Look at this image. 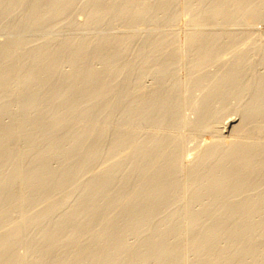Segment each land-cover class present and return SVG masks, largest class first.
Returning <instances> with one entry per match:
<instances>
[{
  "label": "rangeland",
  "instance_id": "1",
  "mask_svg": "<svg viewBox=\"0 0 264 264\" xmlns=\"http://www.w3.org/2000/svg\"><path fill=\"white\" fill-rule=\"evenodd\" d=\"M164 1H167V4L165 6L163 5L164 7H161L162 4L158 2L163 3ZM145 2H146V6H143L145 5ZM134 3H133V0L132 1L131 0H105V1L104 0H95V1L94 0H84V1L83 0H80V1L79 0H61V1L60 0H0V92H1L0 93V124H1L0 125V128H1L0 129V133H1L0 134V137H1L0 138V163L3 162L5 164V165L4 164L1 165L3 167L0 166V182L3 179L2 180L3 182H1L0 184H3V183L7 184L9 182L7 185L9 184L11 185L12 183L11 186L6 185V187L4 184L0 185L2 187V190L0 188V191H3L1 192V196L5 194L4 195L5 198L4 196H2V199H6V196H8L7 197V199L9 198L8 200L13 198V200H10L9 202H5V200H2V202L5 205L1 204L4 207V209L2 207L3 210L0 207L1 209L0 221L5 222V224L4 223L1 224L0 222V231L2 230L1 231L2 233L0 232V237H1L0 243L1 241H3L2 238L4 236L10 237L12 233V237H13L14 235L13 231L15 232L16 235H18V236L16 235L14 236L16 238L14 239L12 238L13 243L10 246V250H12L13 247L14 249L12 251L7 250L8 253L13 252L16 254V256L18 257L17 264H37L38 262L37 258H39V260L43 258L42 261H45L43 262V264H53V263H58L64 257L68 256L69 255L68 252H71V249H69L68 247L64 248V246L63 248L58 247L56 251L52 252L51 254H48V256H41L42 253L39 254L40 251L45 250V248L47 249V247L50 244H54L52 241L48 243V241L45 239L46 236H42L44 235L42 233H45V232L47 234L48 232L54 233L53 231L58 230L59 228L57 226L58 225L57 223H60L62 220L64 221L63 218H65L66 216L68 217L72 216L71 219H73V217L74 219L83 218L85 214L83 213L81 209L84 208L85 210L89 205H91L90 202H92L93 199L96 200L95 198H97L98 200L97 202H100L101 200V202L104 205L102 203L100 204L98 203V206L99 205L100 206L96 207L97 211L95 210V213H97L98 219H96L95 221L94 218L96 217V214H94L95 216L93 215L94 217H92L93 218L92 221H95L96 223L101 222L100 218L101 219L107 218V217H104L107 213L108 214L106 216H109L111 214L109 218L113 217L114 213L112 212H115V211H113L114 209L112 208L115 207V210H116L118 208L115 205H117L118 207L122 206V202H120V200L123 201L122 199H124V197H126L129 194V192L136 185V182L139 181L138 180L139 173L137 171L138 166L142 165L143 163H146L149 160L148 158L151 157L147 155L146 151L153 150L152 152H155V150L158 147L156 146L157 144L156 141L158 140L159 142L160 140H163V139L166 140L165 139L166 137L167 139L169 137H172V135H174L173 132H175V136H176V133H178L177 135L180 138L179 139L178 137H175V136L172 137L173 139L175 138V140H177V146L179 147L177 148L180 154L182 153L181 154L182 156L181 155L180 156L183 159L181 157L180 158H181L182 168L184 167V169L191 166V164L194 162L193 160L195 159V156L198 155L197 154L199 151L198 148L200 149L199 154H201L202 153L201 147H203V152H204L205 148L207 149V147H212L213 144L214 146L218 144L219 149L228 150V149L234 148L235 144L243 139L244 141L246 139L247 141L251 140L252 142L253 141L256 142L258 139H260L258 140V142H261V143L264 142V133H262L263 130L261 132L260 130H258L259 128L257 129V127H259L258 125L260 124L261 126V122L262 123L264 122L263 121L264 115H263V118H262V115L258 116L260 118H257V116L254 118V120L257 118L256 119L257 123L253 124L254 128L257 126L255 128L256 130H254V128L252 127L253 125H250L251 129L253 130H251L249 134L246 135L247 138H245L246 136H244V138L240 137L238 134L233 132L234 129H232L240 125L241 123L240 121H242L241 119H243V121L247 120L246 112H245V115L243 114V112L247 109H250L253 105H255L251 103H256L253 101L255 100V97H256L254 96L255 95L254 92L256 93L257 91H254L253 88L254 87L258 89L260 88L259 86L260 81L257 80V78L260 79L261 75L264 73V55H263L264 53V47H263L264 46V17L263 16L264 15L261 17L262 20L259 19L258 23L253 22L251 26V23H248L244 20L233 22L230 24H225L222 22L223 23L222 24L221 21L218 19L213 20L215 19V17H211V16L209 17L207 14L206 16L205 13L204 14L199 13L203 15H202V18L201 16L199 17L200 19L199 21L197 20V22L199 23L200 21H202L203 23L200 22L199 24H194L193 22H189V20L187 19V16H186L187 10L190 7H191L190 9L192 10L194 9L193 11H202L203 9L206 10V8L210 6L209 4L210 0H208V3H207V0H193V1L192 0H184V1L183 0H174V1L173 0H170V1L169 0H162V1L161 0H141L139 1L138 0L137 2H134ZM206 4L209 6H207ZM127 6H132L133 9H131V7H129L130 9H128ZM138 6L146 7V11L148 9L149 10L151 9V10L147 11L146 14L144 13H142L141 15L138 14L139 15L138 16L137 14H135L134 11H132V10H135L136 8H139ZM200 6H203V7H200ZM160 7L161 9H159ZM184 7L185 8L187 7L186 8L187 10ZM96 8L99 10L101 9V10L98 12ZM93 9H95L94 10L95 13L92 11ZM96 13H99L101 15L96 14ZM207 19H209V21ZM181 20L183 22H181ZM213 24L216 26H214ZM217 26H220L221 28L220 27L218 28ZM228 26L230 28H228ZM205 28H207L208 30ZM198 32L204 35L206 33L205 37L206 36L210 37L211 35V37H215L219 39L223 38L224 34H226L227 36L224 35V38L220 39L221 41L217 40L216 42L217 47L216 46L214 47L215 50L212 48V50L215 52L210 51V52H213L214 54L212 55L210 54V57H208L210 60L208 59L207 61L206 60L207 58H205L204 62L202 63V65L205 68L201 65L202 68L196 70L194 63H196L200 55L202 57L204 52H200V50L198 49L195 50V47L190 46L187 40L188 38L195 36V35L204 36L202 34H198ZM244 32L245 33L247 32V34H245ZM233 33L240 35V36H246V35L248 36L252 33L253 35L251 34L250 37H253L254 39L248 37L249 40L247 39V41L248 42L252 41L251 43L249 42L250 44L248 43L249 45V46L247 45L248 48L247 46H245V49L243 47L242 49H244L245 51L240 49L238 51L239 53L236 51L238 49H235L233 53L231 49L230 51H228V49L226 50V48H229V47H226V44L228 46L227 42H230L228 41L229 40L228 37L231 34L233 35ZM217 34H219L218 37L216 36ZM156 37H158L159 39ZM174 38L176 41L174 40ZM184 39L186 42H184ZM224 41L226 43H223ZM157 42L160 44H158ZM155 47H158V50ZM176 47L178 50L176 49ZM162 50L165 51V54L167 56L164 54ZM176 51L178 52L176 53ZM222 51L223 52L227 51L226 53L228 57L226 53L224 55L227 58L224 57L225 59H223V56L220 57L219 52H222ZM173 53L175 54L173 55ZM238 55L242 59H240V57H237ZM153 57H154V60H152ZM168 58L170 59L168 60ZM224 60H226L227 63ZM109 61L112 65L109 63ZM112 62H114V64ZM240 62H242L241 68H239L240 65L239 66L236 65V64H239ZM260 62H263V63H260ZM192 63L193 65H190ZM226 64H228L230 67ZM236 66H238V69H240L238 70V72L240 71L241 72L240 74L242 75L241 76L242 79L240 78V81L243 80L240 84L242 89L239 86L237 87L239 89L237 88L235 89V86H231L233 84H230L232 80L229 81V79H231L230 71ZM189 68L191 72L189 71ZM194 71L197 74L193 73ZM206 71L208 72L207 75H206ZM199 73H200V76H199ZM208 75L210 77H208ZM227 76H229V78ZM186 77H187V80H186ZM204 79L207 81H205ZM220 80L222 81V83L219 82ZM224 82H225V86L227 85L226 88L230 86L229 90H227L229 87L227 89L225 88L222 89V86L223 87L225 86L220 85V84H223ZM216 83L219 85H215ZM213 85L216 86V87H213L214 90H212ZM217 86L219 87L221 86V91L220 89H218L219 87ZM207 89L210 92H208ZM217 89L220 92H218ZM223 90L226 91L227 97L225 98H223L225 94V91L223 92ZM213 91H217L220 94L223 92L221 94L222 96L218 94V96L222 98L210 97L214 95ZM227 91L232 92V93L230 94ZM99 92H101L102 94ZM148 94H151V95L153 94V95L151 96ZM204 96L207 97L206 100ZM79 98L81 99L79 100ZM203 98H204V101H203ZM209 103L210 105H208L207 107V104ZM249 103L251 104V106ZM258 103L262 104L263 102L258 101ZM261 104H256L255 107ZM201 105H204L205 108L204 107L202 108ZM248 106H250V108ZM205 111L209 113H206ZM200 115L203 116V120L205 118L207 120L208 118L209 119L208 121H210V123L208 124L209 125L211 124V125L210 126L208 125L205 128H203L201 125L199 126V124L198 126L202 127L205 130L209 129L208 131L204 130L203 132V129L201 131L197 129L198 126L196 127V125L201 118ZM74 117H77V118H74ZM243 121L241 125L245 124L243 123ZM153 127L155 129H153ZM262 128L263 126L261 127V129ZM45 131L46 133H44ZM84 133L85 134L87 133V134L85 135ZM155 135L157 136L159 135V137ZM76 137H79L77 138L78 140H75ZM82 137H84V139ZM193 139H195V141ZM189 142H192V144ZM233 142L234 143L236 142V143L234 144ZM209 143L211 146H209ZM126 145L127 147H125ZM150 145L152 146L150 147ZM191 146L197 150H194V149L192 150ZM138 148L140 149V151L144 149L146 156L143 155L144 153L143 151H141V154H140ZM86 151L87 152L89 151L90 153L88 154ZM138 152L140 155L144 156L145 158L139 159ZM83 153L86 156L90 155V158L88 157L89 159H87V157ZM91 154H94V155H91ZM136 156L138 157L136 158ZM39 157H40V160L38 159ZM115 157L118 159H116ZM83 159L85 160L84 161L85 163L81 162L83 161ZM41 160H43V163L45 161V163L41 164L42 163ZM13 161L15 162L13 163ZM78 162H79L80 167H77L79 166ZM80 163L83 165L85 164L86 165L84 166L85 168L81 167ZM132 163L134 164L132 167L128 166V164H132ZM40 164L42 166H40ZM38 165L41 168L47 167L46 170L43 169L44 171H46V173L44 172L45 174L43 173V170L38 169L39 168L37 167ZM32 167L33 168L36 167V169L34 168L36 175H37V169L38 171L39 170L42 171L40 172L42 173V175L39 173V175H41V179H39L38 181L34 180L33 176L35 175V173H32V170H33ZM81 168H83V171ZM29 171L32 174H30ZM15 174L17 177L15 176ZM29 174L32 176H30ZM125 174L127 176H130L128 177L129 179L125 178L127 177ZM10 175H13L15 179L11 177ZM61 175L64 176L65 178L61 177ZM29 176L31 177V180L33 178V181L30 180ZM55 177H57L58 179L64 178L65 182L69 180L73 182L72 183H69L70 181L66 182V184H69L67 186L64 182L63 185L65 184V186H60L61 189L60 187L59 189L56 188V190H54L55 188L54 189L52 188L50 191H48V189L46 188H44L43 190V188L40 187L42 186L41 185L42 184L41 182H43L42 180L44 179L48 180L51 178L52 179L54 178L56 180ZM67 177L70 179L66 180ZM107 177L109 179H111L112 177L111 179L112 181L111 180L110 181L113 183L112 184L110 183L111 186H108L109 187L108 191L107 189L106 191H104L106 193L104 192L101 194L98 193L99 195L95 196L96 195L95 190H94L95 193L93 191H90L89 190L90 188H88L89 192L85 191L87 190L88 184H90L91 182H92L91 184L94 183L95 185H97L101 183L104 179L108 180L106 179ZM9 179L10 181L14 179V181L10 182ZM29 180L30 182H28ZM127 180L129 181L128 184L127 182H125ZM126 185H128L129 187ZM110 187H112V189ZM3 188L5 189L3 190ZM6 189L9 195L13 193L12 196H9L7 194V191L4 192ZM9 192H11V194ZM259 192H260V195H262L261 190ZM101 195L103 196L108 195L109 197L105 196L106 199H104L105 197L103 196H102L103 198L99 197ZM116 196H119V197L117 198ZM14 197H16V199ZM46 197H48V199L50 198L49 201L46 200L47 199ZM43 198L47 202L46 201L43 202L44 201L42 200ZM112 198L114 200L115 199L118 200L120 198L119 199L120 204L119 202H117L118 204H116L117 200L114 201ZM33 200L35 202H32ZM112 200L114 201L115 204H113ZM38 202L40 203V205L38 204ZM55 202L56 203L58 202V205ZM87 202H89V204ZM110 202L113 204V207L111 208L112 211L110 208H108L109 206L107 207V205H109ZM176 202H179L180 204L178 205V203ZM86 203L88 204L87 207H86L87 205ZM173 203H176L178 207L176 204H172L173 205L172 208H171V204L167 205L164 208L162 207V210L159 209L160 211L158 210L157 213L155 212V214L157 215L154 214V216L151 217L152 220L150 219L148 224H145V226L141 228L142 231L134 230L135 232L133 233V231L131 230L129 232L127 231L128 232L127 233L125 231L126 229H123L124 230L123 238L125 241V245H127L125 248L127 249V251L130 249L132 251H130L129 254L128 253L124 254L125 253L124 252L123 253L124 255L122 256L123 257L125 255L129 256L131 252L133 253L135 252L134 255L131 253L130 255L131 257L129 256L130 258L129 260L127 259L128 256L124 257L127 259V261H129L132 264L133 263L135 264L139 260V255L141 256L142 254L140 250L144 252L145 249L143 247H145L147 241L151 240L150 238L153 239V236H154L153 232L156 230H159L161 232L160 237L162 239L164 238L166 242L168 241L167 243L169 244L171 243V246L175 245L174 243H176V239L175 237L171 236L172 235L171 232H173V230L171 229L172 227L174 229V226L176 224L177 226H179L180 224H181L180 226H182V224L184 223V221H186V218L188 217L186 216V213H183V212H186L185 211L186 207L183 206L185 205V202L183 204L182 200L177 199ZM97 208H100V209H97ZM4 210L5 211L7 210L8 212H5ZM38 211L40 212L38 213ZM42 211H44L45 213ZM81 211H82V214L80 213ZM107 211H110L111 213ZM200 211H201V208L200 207L198 208L196 206L192 210V213L195 215H198L197 213L200 214ZM32 212H34L35 215H37L38 213V216L34 215L33 219H32V216L27 218L28 214L29 213L32 214ZM39 214H42V215L45 214V216L41 217L42 215L39 216ZM80 214L84 216L78 217V216H81ZM36 217H37V220L34 221ZM39 217L41 218L39 219ZM124 217L125 216H122L120 218L117 217L118 219L115 218V221L113 219L114 217L112 219L116 225L120 224L121 226V224L124 225L123 223L126 222L124 221L125 220ZM30 218L33 220V222H31L32 220ZM27 219L31 221H27ZM86 219L85 220L80 219L82 220L81 222L82 224L81 223L80 224L84 226L86 222H88L87 221L88 219L87 220ZM112 219L110 218V223L112 222L114 225V222L111 221ZM257 219L260 220L262 218L260 219L257 218ZM83 220L85 223L83 222ZM11 222L13 223L12 224L13 227L10 224ZM14 224H16L17 227ZM54 224L57 226L56 229L54 228L56 227ZM95 224L93 222V224H91L90 226H92V228L95 226V229L97 226V229L100 230V228H98V225L97 224L95 225ZM7 225L9 227V230H8ZM99 225H102V224L99 223ZM2 226L5 229L4 228L2 229L1 228ZM14 226L16 230L18 229V234L14 230L15 229ZM10 227H12L13 230L11 229L12 232H9L10 234L9 236L6 231L7 230L10 231ZM67 227H69L70 230H68ZM79 229L80 230L82 229L81 231H83V228H79ZM95 229L93 228V230L97 232L98 230H95ZM101 229H102V226H101ZM70 231H71V227L66 226V229L62 228L59 231H57L56 234L59 235L58 237H61V234L65 236L68 233H70ZM122 231H121V234H123ZM138 231H139V234H141L140 232H142V234L139 235ZM169 232H170V235H168ZM187 233L188 231L186 232L185 235H187ZM67 248L69 249V251L67 250ZM187 250L189 251V248ZM187 250L184 253L185 255L188 254ZM136 252L139 254H137ZM121 253L122 251L119 254ZM191 254L192 253L189 252V255H186V257L181 256L183 259H186L187 256L188 258L190 257L189 259L188 258L186 259V261L188 260L187 262L183 260L185 261V263L191 264V262H194L192 264H195L196 261H199L198 259L194 260L196 256H193V254L192 255ZM36 255L41 256V258L40 257L36 258ZM136 255H138V257ZM45 257L47 259H44ZM73 258H71L68 261L69 264H78L77 262H75L76 260ZM134 259H138V260L135 262ZM68 262L66 264H68ZM129 262L128 264H130ZM123 263L121 261L119 262V264H123ZM146 264H156V263L154 259H151V261H147Z\"/></svg>",
  "mask_w": 264,
  "mask_h": 264
},
{
  "label": "bare ground",
  "instance_id": "2",
  "mask_svg": "<svg viewBox=\"0 0 264 264\" xmlns=\"http://www.w3.org/2000/svg\"><path fill=\"white\" fill-rule=\"evenodd\" d=\"M61 1V0H60ZM80 1V0H79ZM84 1V0H83ZM95 1V0H94ZM105 1V0H104ZM132 1V0H131ZM138 1V0H137ZM136 0H133V3L134 2H137ZM141 1V0H139ZM162 1V0H161ZM170 1V0H169ZM174 1V0H173ZM184 1V0H183ZM193 1V0H192ZM19 2V1H18ZM49 2V1H48ZM54 2V1H52ZM215 2V3H214ZM98 3V2H96ZM157 3V2H156ZM160 4H162L161 7H164L166 4H167V1H164L163 3L162 2H158ZM169 3V2H168ZM207 3H208V0H207ZM55 4V3H54ZM59 4V2H58ZM62 4V2H61ZM102 4V3H101ZM135 4V3H134ZM139 4V3H138ZM189 4V3H188ZM198 4V3H197ZM210 6L206 8V10H204L203 8V12L202 11H193L192 9H185L187 10L186 12V16H187V19L189 20V22H193L194 24H199L197 22V20L199 21V17L201 16L202 18V15L205 13V15L207 14L209 17H215V19L213 20H220L221 23H225V24H230V23H233V22H237V21H241V20H244L248 23H251V26L253 24V22H257L261 19V17L264 15V0H210ZM81 5V4H80ZM129 5V4H128ZM137 5V4H136ZM164 5V6H163ZM172 5V4H171ZM190 5V4H189ZM202 5V4H201ZM205 5V6H206ZM53 6V5H52ZM57 6V4H56ZM117 6V5H116ZM126 6V5H125ZM143 6H146V2H145V5ZM139 7V8H136L135 10H132L135 12V14H146L147 11H150L149 9L146 11V7ZM149 6V5H148ZM184 6V5H183ZM186 6V5H185ZM199 6V5H198ZM128 9H130L129 7L132 8V6H127ZM161 7L159 9H161ZM180 7V6H179ZM200 7H203V6H200ZM199 7V8H200ZM52 8V7H51ZM56 8V7H55ZM91 8V7H90ZM120 8V7H119ZM126 8V7H125ZM152 8V7H151ZM166 8V7H165ZM17 9V8H16ZM154 9V8H153ZM95 9H93L92 11L95 13L94 11ZM98 12L101 10L97 9ZM164 10V8H163ZM53 11V10H51ZM57 11V10H56ZM62 11V10H61ZM60 11V12H61ZM80 11V10H79ZM128 11V10H127ZM131 11V10H129ZM167 11V10H166ZM185 11V10H184ZM103 12V11H102ZM158 12V11H157ZM163 12V11H162ZM26 13V12H25ZM57 13V12H56ZM117 13V12H116ZM128 13V12H126ZM125 13V14H126ZM131 13V12H130ZM165 13V12H164ZM199 13H203V14H199ZM23 14V13H22ZM55 14V13H54ZM96 14H99V13H96ZM106 14V13H105ZM133 14V13H132ZM143 14V15H144ZM156 14V13H155ZM161 14V13H160ZM167 14V13H166ZM48 15V14H47ZM58 15V14H57ZM66 15V14H65ZM73 15V14H72ZM94 15V14H93ZM92 15V16H93ZM101 15V14H99ZM129 15V14H128ZM151 15V14H150ZM184 15V14H183ZM206 15V16H207ZM95 16V15H94ZM98 16V15H97ZM105 16V15H104ZM123 16V15H122ZM132 16V15H131ZM130 16V17H131ZM139 16V15H138ZM178 16V15H177ZM185 16V15H184ZM103 17V16H102ZM134 17V16H133ZM141 17V16H140ZM148 17V16H147ZM151 17V16H150ZM153 17V16H152ZM264 17V16H263ZM69 18V17H68ZM97 18V17H96ZM177 18V17H176ZM182 18V17H181ZM186 18V17H185ZM207 18V17H206ZM14 19V18H13ZM106 19V18H105ZM123 19V18H122ZM133 19V18H132ZM131 19V20H132ZM138 19V18H137ZM144 19V18H143ZM154 19V18H153ZM184 19V18H183ZM240 19V20H239ZM174 20V19H173ZM202 20V19H201ZM209 21V19H207ZM106 21V20H105ZM133 21V20H132ZM138 21V20H137ZM136 21V22H137ZM149 21V20H148ZM152 21V20H151ZM155 21V20H154ZM175 21V20H174ZM179 21V20H178ZM219 21V22H220ZM108 22V21H107ZM181 22H183L181 20ZM207 22V21H206ZM102 23V22H101ZM133 23V22H132ZM148 23V22H147ZM175 23V22H174ZM173 23V24H174ZM203 23V22H202ZM201 23V24H202ZM211 23V22H210ZM214 23V22H213ZM222 23V24H223ZM247 23V25H248ZM90 24V23H89ZM141 24V23H140ZM206 24V23H205ZM224 24V25H225ZM235 24V23H234ZM233 24V25H234ZM245 24V23H244ZM154 25V24H153ZM166 25V24H165ZM207 25V24H206ZM214 25V24H213ZM246 25V24H245ZM259 25V24H258ZM134 26V25H133ZM144 26V25H143ZM155 26V25H154ZM184 26V25H183ZM199 26V25H198ZM216 26V25H214ZM230 26V25H229ZM228 26V28H230ZM237 26V25H236ZM240 26V25H238ZM250 26V25H249ZM170 27V26H169ZM201 27V25H200ZM218 28L220 26H217ZM114 28V27H113ZM130 28V27H129ZM183 28V27H182ZM214 28V27H213ZM216 28V27H215ZM221 28V27H220ZM225 28V27H224ZM227 28V27H226ZM203 29V28H202ZM207 29V28H205ZM247 29V28H246ZM94 30V29H93ZM198 30V29H197ZM208 30V29H207ZM238 30V29H237ZM139 31V30H138ZM178 31V30H177ZM239 31V30H238ZM167 32V31H166ZM196 32V30H195ZM203 32V31H202ZM218 32V31H217ZM228 32V31H227ZM250 32V31H249ZM22 33V32H21ZM31 33V32H30ZM142 33V32H141ZM194 33V32H192ZM191 33V34H192ZM204 33V32H203ZM219 33V32H218ZM231 33V32H230ZM236 33V32H235ZM233 33V35H229V40L230 42H227L228 43V46L226 44V47H229V48H226V50L228 49V51H230V49L232 50V52L234 53V50L235 49H238L236 50L237 52L242 49L244 47L245 49V46L248 45V42L247 39L248 37H250V35H246V36H240V35H237ZM245 33V32H244ZM10 34V33H9ZM126 34V33H125ZM198 34H202V33H199ZM210 34V33H209ZM208 34V35H209ZM239 34V33H238ZM247 34V32L245 33ZM244 34V35H245ZM204 35V34H202ZM206 35V33H205ZM204 36H192L190 38H188V43L190 46L192 47H195V50L198 49L200 50V52H204V54L200 55V57H198L199 59H197L196 63H194L195 65V69L198 70L200 68H202V63L204 62L205 58H207L206 60L208 61V57H210V54H214L212 50V48L214 49V47L217 45L216 42L217 40H220V39H223L224 38V34L223 35V38H215V37H205ZM219 34H217L216 36L218 37ZM243 35V34H242ZM253 35V34H252ZM115 36V35H114ZM227 36V35H226ZM259 36V35H257ZM160 37V36H159ZM170 37V36H169ZM168 37V38H169ZM186 37V36H185ZM221 37V36H220ZM154 38V37H153ZM158 38V37H156ZM226 38V37H225ZM227 38V39H228ZM250 38H253V37H250ZM159 39V38H158ZM226 39V40H227ZM254 39V38H253ZM157 40V39H156ZM175 40V38H174ZM249 40V39H248ZM252 40V39H250ZM148 41V40H147ZM150 41V40H149ZM159 41V40H158ZM172 41V40H170ZM176 41V40H175ZM221 41V40H220ZM219 41V42H220ZM247 41V43H246ZM78 42V41H77ZM123 42V41H122ZM178 42V41H177ZM184 42L185 39H184ZM252 42V41H251ZM250 42V43H251ZM117 43V42H116ZM121 43V42H120ZM124 43V42H123ZM122 43V44H123ZM132 43V42H131ZM149 43V42H148ZM158 43V42H157ZM176 43V42H175ZM223 43H226L225 41ZM249 43V44H250ZM92 44V43H91ZM115 44V43H114ZM118 44V43H117ZM146 44V43H145ZM160 44V43H158ZM177 44V43H176ZM222 44V43H221ZM173 45V44H171ZM179 45V43H178ZM223 45V44H222ZM221 45V46H222ZM253 45V44H252ZM262 45V44H261ZM72 46V45H71ZM108 46V45H107ZM133 46V45H132ZM161 46V45H160ZM175 46V45H173ZM249 46V45H248ZM247 46V48H248ZM106 47V46H105ZM114 47V46H113ZM154 47V46H153ZM152 47V48H153ZM184 47V46H183ZM182 47V48H183ZM217 47V46H216ZM224 47V46H223ZM264 47V46H263ZM66 48V47H65ZM91 48V47H90ZM115 48V47H114ZM136 48V47H135ZM141 48V47H140ZM147 48V47H146ZM157 48L158 50V47H155ZM170 48V47H169ZM168 48V49H169ZM180 48V47H178ZM225 48V47H224ZM18 49V48H17ZM68 49V48H67ZM112 49V48H111ZM177 49V47H176ZM202 49V51H201ZM223 49V48H222ZM242 49V50H244ZM105 50V49H104ZM110 50V49H109ZM142 50V49H141ZM178 50V49H177ZM181 50V49H180ZM215 50V49H214ZM257 50V49H256ZM19 51V50H18ZM24 51V50H23ZM42 51V50H41ZM108 51V50H107ZM155 51V50H154ZM163 51V50H162ZM167 51V49H166ZM170 51V50H169ZM173 51V50H172ZM171 51V52H172ZM183 51V50H182ZM181 51V52H182ZM189 51V50H188ZM193 51V50H192ZM210 51H213V52H210ZM221 51V50H220ZM245 51V50H244ZM8 52V51H7ZM57 52V51H56ZM75 52V51H74ZM85 52V51H84ZM103 52V51H102ZM123 52V51H122ZM153 52V51H152ZM160 52V51H159ZM158 52V53H159ZM164 54H165V51H163ZM178 51H176L177 53ZM198 52V51H197ZM227 52V51H226ZM225 51L223 52H219L220 53V57L223 56V59L227 58L228 55ZM243 52V51H241ZM41 53V52H40ZM180 53V52H179ZM191 53V52H190ZM199 53V52H198ZM226 53L227 57L224 56ZM229 53V52H228ZM236 53V52H235ZM239 53V52H238ZM250 53V51H249ZM72 54V53H71ZM157 54V53H156ZM170 54V53H169ZM175 53H173L174 55ZM217 54V52H216ZM231 54V52H230ZM106 55V54H105ZM104 55V56H105ZM116 55V54H115ZM150 55V54H149ZM154 55V54H153ZM152 55V56H153ZM166 55V54H165ZM171 55V54H170ZM172 55V57H173ZM195 55V54H194ZM197 55V53H196ZM235 55V54H233ZM241 55V54H239ZM237 56V57H240V56ZM246 55V54H244ZM261 55V54H260ZM264 55V53H263ZM55 56V55H54ZM81 56V55H80ZM144 56V55H143ZM158 56V55H157ZM167 56V55H166ZM182 56V55H180ZM192 56V55H191ZM199 56V54H198ZM195 57V56H194ZM218 57V56H217ZM216 57V58H217ZM225 57V58H224ZM231 57V56H230ZM235 57V56H234ZM236 57V59H237ZM43 58V57H42ZM86 58V57H85ZM101 58V57H100ZM120 58V57H119ZM145 58V57H144ZM148 58V57H147ZM165 58V57H163ZM171 58V57H170ZM168 58V60L170 59ZM175 58V57H174ZM212 58V56H211ZM246 58V57H245ZM118 59V58H116ZM151 59V58H150ZM149 59V60H150ZM195 59V58H194ZM222 59V58H220ZM240 59H242L240 57ZM136 60V59H135ZM146 60V59H145ZM154 60V57L153 59ZM161 60V59H160ZM159 60V61H160ZM192 60V59H191ZM210 60V59H209ZM213 60V59H211ZM229 60V59H228ZM246 60V59H245ZM244 60V61H245ZM133 61V60H132ZM138 61V60H137ZM166 61V60H165ZM205 61V62H207ZM223 61V60H221ZM226 62V60H224ZM248 61V60H247ZM263 61V60H262ZM67 62V61H66ZM174 62V61H173ZM172 62V63H173ZM178 62V61H177ZM216 62V61H215ZM219 62V61H217ZM233 62V61H232ZM4 63V62H3ZM33 63V62H32ZM106 63V62H104ZM110 63V61H109ZM114 64V62H112ZM151 63V61H150ZM164 63V62H163ZM212 63V61H211ZM214 63V62H213ZM227 63V62H226ZM230 63V62H229ZM260 63H263V62H260ZM111 64V63H110ZM146 64V63H144ZM165 64V63H164ZM169 64V63H168ZM184 64V63H183ZM182 64V65H183ZM186 64V63H185ZM222 64V63H221ZM235 64V63H234ZM257 64V63H256ZM45 65V64H44ZM71 65V64H70ZM101 65V64H100ZM112 65V64H111ZM158 65V64H157ZM161 65V64H160ZM171 65V64H170ZM174 65V64H173ZM190 65H193L190 64ZM202 65V66H201ZM208 65V63H207ZM228 65V64H226ZM232 65V64H231ZM236 65H240L239 68H241V65H242V62H240L239 64H236ZM262 65V64H261ZM163 66V65H162ZM168 66V65H167ZM166 66V67H167ZM220 66V65H219ZM229 66V65H228ZM238 66L234 67L231 71H230V75H231V79H229V81H231L230 84H233L231 86H235V89L239 86L241 88V82L243 81H240V78L242 79V75L240 74L241 72L238 70ZM254 66V65H253ZM15 67V66H14ZM95 67V66H94ZM106 67V66H105ZM159 67V66H158ZM165 67V68H166ZM170 67V66H169ZM194 67V66H193ZM204 67V66H203ZM230 67V66H229ZM233 67V66H231ZM54 68V67H53ZM61 68V67H60ZM65 68V67H64ZM120 68V67H119ZM123 68V67H122ZM168 68V67H167ZM180 68V67H179ZM191 68V67H190ZM189 68V71L191 72ZM205 68V67H204ZM141 69V68H140ZM227 69V68H226ZM158 70V69H157ZM160 70V69H159ZM167 70V69H166ZM169 70V69H168ZM209 70V69H208ZM217 70V69H216ZM229 70V69H228ZM227 70V71H228ZM253 70V69H252ZM259 70V69H258ZM56 71V70H55ZM67 71V70H66ZM113 71V69H112ZM118 71V70H117ZM153 71V70H152ZM200 71V70H199ZM70 72V70H69ZM89 72V71H87ZM102 72V71H101ZM158 72V71H157ZM167 72V71H166ZM174 72V70H173ZM202 72V71H201ZM113 73V72H112ZM127 73V72H126ZM193 73H196L195 71ZM258 73V72H257ZM39 74V73H38ZM68 74V73H67ZM178 74V73H177ZM186 74V73H185ZM191 74V73H190ZM197 74V73H196ZM195 74V75H196ZM208 74V72L206 71V75ZM3 75V74H2ZM72 75V74H71ZM124 75V74H123ZM170 75V74H169ZM194 75V74H193ZM192 75V76H193ZM104 76V75H103ZM107 76V74H106ZM165 76V75H164ZM199 76H200V73H199ZM202 76V75H201ZM204 76V75H203ZM217 76V75H216ZM226 76V75H225ZM246 76V75H245ZM2 77V76H1ZM49 77V76H48ZM83 77V75H82ZM116 77V76H115ZM163 77V76H162ZM208 77H210L208 75ZM215 77V76H214ZM229 78V76H227ZM260 77V76H259ZM110 78V77H109ZM108 78V79H109ZM158 78V77H157ZM194 78V77H193ZM203 78V77H202ZM201 78V79H202ZM217 78V77H216ZM43 79V78H42ZM96 79V78H95ZM102 79V78H101ZM100 79V80H101ZM200 79V81H201ZM214 79V78H213ZM226 79V78H224ZM223 79V81H224ZM244 79V78H243ZM86 80V79H85ZM88 80V79H87ZM92 80V79H91ZM115 80V79H114ZM113 80V81H114ZM186 80H187V77H186ZM189 80V79H188ZM191 80V79H190ZM193 80V79H192ZM199 80V79H198ZM205 80V79H204ZM218 80V79H216ZM222 80V79H221ZM219 81L222 83V81ZM256 80V79H255ZM257 80L260 81V88H256L254 87V91H257L256 93L254 92V96L255 97V100L253 102H256V103H251V104H261V103H258V101H262L263 103L261 105H257L255 107V105H253L251 108V104L250 106H248L250 109H247L243 112V114L245 115V112H246V117H247V120L244 122L243 119H241L243 121V123L245 124H242V121H240V125L235 127V128H232L234 129L233 132H235L236 134H238L240 137L244 138V136H246L247 134H249V132L253 129H251L250 125H253L255 123H257L256 119L257 118H260L258 116H261L262 115V118H263V115H264V73L261 75V78ZM97 81V80H96ZM162 81V80H161ZM194 81V80H193ZM197 81V80H196ZM199 81V83H200ZM207 81V80H205ZM215 81V80H214ZM211 82V80H210ZM218 82V81H217ZM218 82V83H219ZM256 82V81H255ZM78 83V82H77ZM186 83V82H185ZM188 83V82H187ZM259 83V82H258ZM73 84V83H72ZM125 84V83H124ZM247 84V83H246ZM71 85V84H70ZM91 85V84H90ZM93 85V84H92ZM112 85V84H111ZM205 85V84H204ZM215 85H219V84H215ZM215 85L212 86V90L213 87H216ZM220 85H224L225 86V82L223 84H220ZM41 86V85H40ZM106 86V85H104ZM169 86V85H168ZM188 86V85H187ZM227 86V85H226ZM223 87L222 86V89L225 88L229 90L230 89V86H228L227 88ZM21 87V86H20ZM129 87V86H128ZM160 87V86H159ZM162 87V86H161ZM190 87V86H189ZM194 87V86H193ZM197 87V86H196ZM219 87V86H217ZM243 87V86H242ZM31 88V87H30ZM53 88V87H52ZM82 88V87H81ZM143 88V87H142ZM187 88V87H185ZM204 88V87H203ZM208 88V86H207ZM234 88V87H233ZM10 89V88H9ZM181 89V88H180ZM220 89L221 91V86L218 88ZM217 89V91H218ZM232 89V88H231ZM239 89V88H237ZM242 89V88H241ZM249 89V88H248ZM257 89V90H255ZM45 90V89H44ZM74 90V89H73ZM84 90V89H83ZM138 90V89H136ZM210 90V89H209ZM234 90V89H233ZM231 90V91H233ZM24 91V90H23ZM38 91V90H37ZM68 91V90H67ZM135 91V90H134ZM142 91V89H141ZM140 91V92H141ZM149 91V90H148ZM169 91V89H168ZM208 91V89H207ZM213 91L214 92V96H210V97H213V98H219L220 96H218V92L220 91ZM225 90H223L224 92ZM236 91V90H235ZM238 91V90H237ZM249 91V90H248ZM130 92V91H129ZM146 92V91H145ZM210 92V91H208ZM222 92V93H223ZM229 92V91H227ZM1 93V92H0ZM47 93V92H46ZM80 93V92H78ZM101 93V92H99ZM153 93V91H152ZM161 93V92H160ZM171 93V91H170ZM217 93V94H216ZM221 93V94H222ZM230 94L232 92H229ZM247 93V92H246ZM38 94V93H37ZM102 94V93H101ZM145 94V93H144ZM194 94V93H193ZM196 94V93H195ZM220 94V95H221ZM229 94V95H230ZM242 94V93H240ZM3 95V94H2ZM8 95V94H7ZM114 95V94H112ZM148 95H151V94H148ZM153 95V94H152ZM151 95V96H152ZM164 95V93H163ZM228 95V96H229ZM236 95V94H235ZM40 96V95H39ZM49 96V95H48ZM77 96V95H76ZM94 96V95H93ZM92 96V97H93ZM102 96V95H101ZM100 96V97H101ZM124 96V95H123ZM146 96V95H145ZM161 96V95H160ZM218 96V97H217ZM222 96V95H221ZM232 96V95H231ZM241 96V95H240ZM140 97V96H139ZM138 97V98H139ZM154 97V96H153ZM163 97V96H162ZM227 97L226 95V91H225V94H224V97L225 98ZM243 97V96H242ZM3 98V97H2ZM91 98V97H90ZM135 98V97H134ZM152 98V97H151ZM159 98V97H157ZM205 100H206V96H204ZM204 98H203V101H204ZM212 98V99H213ZM222 98V97H220ZM236 98V97H235ZM59 99V98H58ZM62 99V97H61ZM81 98H79L80 100ZM129 99V98H128ZM149 99V98H148ZM186 99V98H185ZM209 99V98H208ZM211 99V100H212ZM254 99V98H253ZM60 100V99H59ZM71 100V99H70ZM73 100V99H72ZM75 100V99H74ZM77 100V99H76ZM139 100V99H138ZM154 100V99H153ZM152 100V101H153ZM129 101V100H128ZM165 101V100H164ZM91 102V101H90ZM94 102V101H93ZM160 102V101H159ZM182 102V101H181ZM206 102V101H205ZM204 102V103H205ZM209 102V101H208ZM120 103V102H119ZM167 103V102H166ZM191 103V102H190ZM2 104V103H1ZM59 104V103H58ZM203 104V102H202ZM206 104V103H205ZM226 104V103H225ZM65 105V104H64ZM69 105V104H68ZM67 105V106H68ZM80 105V104H79ZM107 105V104H106ZM134 105V104H133ZM141 105V104H140ZM188 105V104H187ZM209 104H207V107H208ZM34 106V105H33ZM73 106V105H72ZM202 108L205 106L204 105H201ZM88 107V106H87ZM102 107V106H101ZM107 107V106H105ZM146 107V106H145ZM161 107V106H160ZM94 108V107H93ZM150 108V107H149ZM157 108V107H156ZM159 108V107H158ZM210 108V106H209ZM237 108V107H236ZM247 108V107H246ZM36 109V108H35ZM54 109V108H53ZM164 109V108H163ZM147 110V109H146ZM205 110V109H204ZM209 110V109H208ZM207 110V111H208ZM212 110V109H211ZM242 110V109H241ZM244 110V109H243ZM54 111V110H53ZM76 111V110H75ZM82 111V110H81ZM126 111V110H125ZM144 111V110H143ZM203 111V110H202ZM210 111V110H209ZM146 112V111H145ZM148 112V111H147ZM154 112V111H153ZM167 112V110H166ZM206 112V111H205ZM241 112V111H240ZM49 113V112H48ZM81 113V112H80ZM89 113V112H88ZM115 113V112H114ZM118 113V112H117ZM139 113V112H138ZM142 113V112H141ZM152 113V112H151ZM200 113V112H199ZM202 113V112H201ZM206 113H209V112H206ZM102 114V112H101ZM133 114V113H132ZM177 114V113H176ZM100 115V114H99ZM130 115V114H129ZM78 116V115H77ZM201 118L200 120L202 121L203 120V116L200 115ZM199 116V117H200ZM257 116V118L254 120V118ZM136 117V116H135ZM16 118V117H15ZM38 118V117H37ZM55 118V117H54ZM64 118V117H63ZM69 118V117H68ZM74 118H77V117H74ZM170 118V117H169ZM46 119V118H45ZM131 119V118H130ZM145 119V118H144ZM135 120V119H134ZM171 120V119H169ZM198 121L196 127L201 125L203 128L207 127L210 123V121H208L209 119L206 118L204 120L206 121ZM263 120V119H262ZM261 120V121H262ZM69 121V120H68ZM179 121V120H178ZM208 121V122H207ZM222 121V120H221ZM260 121V120H259ZM258 121V122H259ZM264 121V120H263ZM55 122V121H54ZM62 122V121H61ZM60 122V123H61ZM67 122V121H66ZM140 122V121H139ZM152 122V121H151ZM156 122V121H155ZM163 122V121H162ZM181 122V121H180ZM179 122V124H180ZM201 122V124H200ZM26 123V122H25ZM145 123V122H144ZM6 124V123H5ZM75 124V123H73ZM259 124V123H258ZM256 124V125H258ZM264 122L262 123L261 122V126L260 124L258 125L259 127H257L258 130H260L262 133H264ZM1 125V124H0ZM43 125V124H42ZM69 125V124H68ZM113 125V124H112ZM133 125V124H132ZM211 125V124H210ZM209 125V126H210ZM57 126V125H56ZM84 126V125H83ZM171 126V125H170ZM197 129H199L200 131L203 129L202 127H199ZM263 126V128L261 129V127ZM11 127V126H10ZM17 127V126H16ZM27 127V126H26ZM99 127V126H97ZM164 127V126H163ZM254 128V125L252 126ZM255 127V128H256ZM157 128V127H156ZM168 128V127H167ZM166 128V129H167ZM254 128V130H256ZM1 129V128H0ZM9 129V128H8ZM16 129V128H15ZM62 129V128H61ZM81 129V128H80ZM95 129V128H94ZM153 129H155L153 127ZM173 129V128H172ZM196 129V130H197ZM207 129V128H206ZM89 130V129H88ZM122 130V129H121ZM169 130V129H168ZM205 129H203V132H204ZM209 130V129H208ZM208 130H205V131H208ZM6 131V130H5ZM13 131V130H12ZM54 131V130H53ZM67 131V130H66ZM72 131V130H71ZM128 131V130H126ZM131 131V130H130ZM159 131V129H158ZM173 131V130H172ZM4 132V131H3ZM2 132V133H3ZM89 132V131H88ZM97 132V131H96ZM171 132V131H170ZM259 132V131H258ZM9 133V131H8ZM46 133V131L44 132ZM62 133V132H61ZM115 133V132H114ZM152 133V132H151ZM175 136V132H173ZM252 133V132H251ZM250 133V134H251ZM261 133V134H262ZM1 134V133H0ZM12 134V133H11ZM85 134V133H84ZM87 134V133H86ZM85 134V135H86ZM112 134V133H111ZM141 134V133H140ZM178 133H176V136L175 137H178L177 135ZM181 134V133H180ZM9 135V134H8ZM71 135V134H70ZM171 135V134H170ZM185 135V134H184ZM36 136V135H35ZM40 136V135H39ZM82 136V135H80ZM88 136V135H87ZM154 136V135H153ZM157 136V135H155ZM167 136V135H166ZM186 136V135H185ZM194 136V135H193ZM6 137V136H5ZM12 137V136H11ZM159 137V135L157 136ZM172 137H169L167 139V137L165 138L166 140H160L158 142V140L156 141L157 144L155 152H152L150 150L146 151L147 155H149V157L151 158H148L149 160L146 162V163H143L142 165L138 166V182H136V185L133 187V189L129 192V194L124 197V199H122L123 201L120 200V202H122V206H117L115 205L118 209L115 210V207H113V204L115 200L117 199H113V204L109 203V205H107L108 208H112L114 209L113 211L115 212H112L114 213L113 217H110L111 219L113 218L114 221H115V218L117 217H122V216H125L124 217V222L121 226L120 224L119 225H116L115 222L113 221V219L111 221L114 222V225L113 223L111 224L110 223V218L109 216H111V214L109 216H104V217H107V218H100L101 222H95L97 218V213H95V210H96V207L98 206V203H102L101 200L100 202H97V198H95L96 200H92L91 205L88 206L89 202H87L85 205H86V209L84 210V205L83 209H81L83 211V213L85 214V217L84 215H81L82 214V211L80 212L81 216H78V217H82L84 216L83 218H76L74 219H71V217L69 218L68 216H66L64 219V221L60 220L59 222L60 223H57L58 225V230H55L53 231L54 233L52 232H48V234L45 232V233H42L44 235L42 236H46L45 239L48 241V243H50V241H52L54 244H50L47 249L45 248V250L43 251H40L41 256H48V254H51L52 252L56 251L59 248H66L68 247L69 249H71V252H68L69 249L67 248V252H68V256L64 257L62 260H58L56 262L58 263H53V264H66L71 258L75 259L78 264H86L87 262H89L90 264H119V262L121 261L122 263H126L128 264L129 261H127V259L129 260V256L131 255V253L134 255L133 252L130 253V255L128 256V258H124V257H127L126 255L123 257L122 255L128 253L130 251H132L131 249L127 251V249L125 248L127 245H125V241H124V230L123 229H126L125 231L129 232V231H133V233L136 231V230H141L142 227L145 226V224H148V222L150 221L151 217L154 216L155 212L157 213V211L160 209L162 210V207H166L167 205H170L171 204V208L173 207L172 204H176L178 203V205L180 204L179 202H176V203H173L175 200L177 199H180L183 201V204L185 202V206L186 207V212H183V213H186V216L188 218H186V221H184V223L182 224V226H177V224L174 226V229L172 227L171 230H173V232H171V236L175 237L176 239V243H174L175 245H172L171 246V243H167L166 240H164V238L162 239L160 236H161V232L159 230H156L153 232V239L150 238L151 240L147 241L146 242V245L145 247H143L145 250L144 252H142L140 250V253L141 256L139 255V260L138 259H134V261L137 262L135 264H146L147 261H151V259H154L155 260V263L156 264H187L185 263L186 259H183L182 257L186 255H189V252L193 254V256H196L194 258V260L198 259L199 261H196L195 264H264V142H258V139L256 142L255 141H251V140H246L244 141L241 140L239 141L238 143H234L235 144V147L232 148V149H226V150H222V149H219L218 147V144H216L212 147H207V149L205 148L204 152H203V147H201V154H199L200 152V149L198 148V155L195 156V159L193 160L194 162L191 164V166H189L188 168L184 169V167L182 168V165H181V154L178 150V146H177V140H175V138L173 139ZM192 137V136H191ZM1 138V137H0ZM19 138V137H18ZM22 138V137H21ZM77 138L79 137H76L75 140H78ZM84 139V137H82ZM179 138V137H178ZM194 138V137H193ZM197 138V136H196ZM204 138V137H203ZM219 138V137H218ZM239 138V137H238ZM241 138V139H242ZM247 138V136L245 137ZM6 139V138H5ZM4 139V140H5ZM40 139V138H39ZM58 139V138H57ZM110 139V137H109ZM155 139V138H154ZM180 139V138H179ZM190 139V138H189ZM3 140V139H2ZM13 140V139H12ZM125 140V139H124ZM182 140V139H181ZM188 140V139H187ZM185 140V141H187ZM195 141V139H193ZM197 140V139H196ZM200 140V139H199ZM254 140V139H253ZM34 141V140H33ZM32 141V142H33ZM115 141V140H114ZM137 141V140H136ZM146 141V140H145ZM184 141V142H185ZM230 141V140H229ZM232 141V140H231ZM236 141V140H235ZM243 141V142H242ZM3 142V141H2ZM72 142V141H71ZM139 142V141H138ZM180 142V141H179ZM14 143V142H13ZM50 143V142H49ZM160 143V144H159ZM188 143V142H187ZM192 144V142H189ZM202 143V141H201ZM200 143V144H201ZM84 144V143H83ZM115 144V142H114ZM120 144V143H119ZM128 144V143H127ZM185 144V143H184ZM195 144V143H194ZM193 144V145H194ZM222 144V143H221ZM225 144V142H224ZM5 145V144H3ZM57 145V144H56ZM125 145V144H124ZM123 145V146H124ZM146 145V144H145ZM149 145V144H148ZM61 146V145H60ZM114 146V145H113ZM152 145H150L151 147ZM155 146V147H156ZM189 146V145H187ZM197 146V145H196ZM208 146V145H207ZM209 146L210 143H209ZM22 147V146H21ZM43 147V146H42ZM52 147V146H51ZM79 147V146H78ZM109 147V146H108ZM127 147V145L125 146ZM154 147V146H153ZM178 147V148H177ZM192 147V146H191ZM200 147V146H198ZM223 147V146H222ZM220 147V148H222ZM49 148V147H48ZM184 148V147H183ZM189 148V147H188ZM224 148V147H223ZM82 149V148H80ZM113 149V148H112ZM139 149V148H138ZM194 148L192 147V150ZM50 150V149H49ZM91 150V149H89ZM129 150V148H128ZM146 150V149H145ZM186 150V149H185ZM194 150H197V149H194ZM56 151V150H55ZM53 151V152H55ZM80 151V150H79ZM122 151V150H120ZM143 155L146 156V153L143 150ZM141 151L139 149V152L141 154ZM184 151V150H183ZM187 151V150H186ZM42 152V151H41ZM87 152V151H86ZM138 152V154H139ZM37 153V152H36ZM88 154L90 153L89 151L87 152ZM92 153V152H91ZM122 153V152H120ZM127 153V152H125ZM186 153V152H185ZM14 154V153H13ZM84 154V153H83ZM82 154V155H83ZM87 154V155H88ZM134 154V153H133ZM132 154V155H133ZM137 154V153H136ZM138 155L139 156V159H143L145 158L144 156L142 155ZM49 155V154H48ZM68 155V154H67ZM85 155V154H84ZM91 155H94V154H91ZM115 155V154H114ZM181 155V156H180ZM195 155V154H194ZM43 156V155H42ZM47 156V155H46ZM86 156V155H85ZM122 156V155H121ZM136 156V158L138 157ZM141 156V158H140ZM185 156V155H184ZM3 157V156H2ZM27 157V156H26ZM71 157V156H70ZM87 159L90 158V155L89 156H86ZM89 157V158H88ZM93 157V156H92ZM105 157V156H104ZM133 157V156H132ZM181 157V158H180ZM193 157V156H192ZM11 158V157H10ZM16 158V157H15ZM116 158V157H115ZM135 158V159H136ZM40 160V157L38 158ZM95 159V158H94ZM114 159V158H113ZM118 159V158H116ZM124 159V158H123ZM183 159V158H182ZM2 160V158H1ZM6 160V159H5ZM46 160V159H45ZM91 160V159H90ZM138 160V159H137ZM11 161V160H10ZM42 163L41 164H44L43 163V160H41ZM85 160L83 159V161H81L82 163H85L84 162ZM115 161V160H114ZM134 161V160H133ZM15 161H13L14 163ZM21 162V161H19ZM29 162V161H28ZM127 162V161H126ZM131 162V161H130ZM129 162V163H130ZM137 162V161H136ZM23 163V162H22ZM36 163V162H35ZM48 163V162H47ZM117 163V162H116ZM142 163V162H141ZM4 164L3 162L0 163V166ZM17 164V163H16ZM31 164V163H30ZM40 164V166H42ZM81 164V163H80ZM87 164V163H86ZM183 164V163H182ZM5 165V164H4ZM27 165V164H26ZM46 165V164H45ZM78 165H79V162H78ZM83 164H81V167H84L86 166L85 164L82 166ZM127 165V163H126ZM134 164H128V166H133ZM31 166V165H30ZM34 166V165H33ZM44 166V165H43ZM3 167V166H1ZM39 167V165L37 166ZM77 167H80L77 166ZM36 169V167H34ZM34 168L32 167V173H35L36 175V172L34 170ZM47 167H39L38 169H41V170H46ZM85 168V167H84ZM118 168V167H117ZM134 168V167H133ZM136 168V167H135ZM6 169V167H5ZM37 169V175L33 176L34 177V180L38 181L39 179H41V175L42 172L41 170L38 171ZM80 169V168H79ZM82 171H83V168H81ZM43 170V173L46 171ZM72 170V169H71ZM125 170V169H124ZM128 170V169H126ZM131 170V169H130ZM133 170V169H132ZM31 171V170H30ZM29 171V172H30ZM34 171V172H33ZM81 171V170H79ZM136 171V170H135ZM5 172V171H4ZM12 172V171H11ZM94 172V171H93ZM9 173V172H8ZM28 173V172H27ZM30 172V174H32ZM39 173L41 175H39ZM44 173V174H45ZM51 173V172H50ZM49 173V174H50ZM29 174V175H30ZM43 174V176H44ZM48 174V175H49ZM79 174V172H78ZM81 174V173H80ZM112 174V173H111ZM25 175V174H24ZM28 175V174H27ZM54 175V173H53ZM63 175V173H62ZM61 177H64L62 176ZM65 175V174H64ZM94 175V174H93ZM113 175V174H112ZM111 175V176H112ZM126 175V174H125ZM11 177H13V175H10ZM9 176V177H10ZM16 176V174H15ZM32 176V175H30ZM29 176V177H30ZM40 176V177H39ZM59 176V175H58ZM110 176V175H109ZM127 176V175H126ZM135 176V175H134ZM17 177V176H16ZM51 177V176H50ZM71 177V176H70ZM115 177V176H114ZM121 177V176H120ZM125 177V176H124ZM128 177L130 176H127L125 178L129 179ZM2 178V177H1ZM8 178V177H7ZM15 179V177H13ZM27 178V177H26ZM37 178V179H36ZM47 178V177H46ZM56 180L53 178L51 179H48V180H42L43 182H41L42 186H40L41 188H46L48 189V191H50L52 188L54 190L59 189L60 186H65L66 182H69L70 178H66V180H69V181H66L65 182V177L64 178H60L58 179L57 177H55ZM12 179V178H11ZM9 179L10 182H13L14 181ZM17 179V178H16ZM58 179V180H57ZM74 179V178H73ZM108 180H103L101 183L95 185L94 183L93 184H88V187H87V190L85 191H88V188H90L89 190L90 191H93L95 190V196L99 195L98 193H103L104 191H108V186H111V184L113 182H111L112 180V177L111 179H109L108 177L106 178ZM3 180V179H2ZM1 180V182H3ZM25 180V179H24ZM30 180H31V177H30ZM30 180L28 182H30ZM55 180V181H54ZM72 180V179H71ZM83 180V179H82ZM98 180V179H97ZM111 180V181H110ZM126 180V179H125ZM5 181V180H4ZM8 181V180H7ZM33 181V178L32 180ZM131 181V180H130ZM0 182V183H1ZM6 182V181H5ZM65 182V184L63 185V183ZM73 181H70L69 183H72ZM127 182V184L129 183V181H125ZM124 182V184H125ZM7 183V182H6ZM9 183V182H8ZM7 183V184H8ZM26 183V182H25ZM98 183V182H97ZM111 183V184H110ZM116 183V182H114ZM123 183V182H122ZM134 183V182H133ZM4 184V183H3ZM3 184H0V185H3ZM7 184H4L5 187ZM123 184V185H124ZM12 185V183H11ZM10 184L7 185V186H11ZM14 185V184H13ZM32 185V184H31ZM30 185V186H31ZM34 185V184H33ZM36 185V184H35ZM69 185V184H66V186ZM38 186V185H37ZM90 186V187H89ZM128 186V185H126ZM125 186V187H126ZM129 187V186H128ZM132 187V186H131ZM1 190H2V187L0 186ZM9 188V187H8ZM65 188V187H64ZM112 189V187H110ZM120 188V187H119ZM5 188H3L4 190ZM12 189V188H11ZM61 189V187H60ZM78 189V188H77ZM110 189V190H111ZM130 189V188H129ZM25 190V189H24ZM261 190V194L260 195V191ZM7 189L4 191L6 192ZM62 191V190H61ZM126 191V190H125ZM1 192L3 191H0V205L1 204H4L2 202V200H5V202H9L10 200H13L10 199L8 200L6 196V199H2V196H4L5 194H3L1 196ZM52 192V191H51ZM89 192V191H88ZM11 194V192H9ZM15 193V192H14ZM106 193V192H104ZM259 193V194H257ZM7 194H8V191H7ZM13 194V193H12ZM9 195V196H12ZM44 194V193H43ZM55 194V193H54ZM66 194V193H65ZM72 194V193H71ZM108 194V192H107ZM126 194V193H125ZM256 194V195H254ZM15 195V194H14ZM13 195V196H14ZM111 195V194H110ZM60 196V194H59ZM62 196V195H61ZM73 196V195H72ZM94 196V197H95ZM103 195L99 196V197H102ZM107 197H109L108 195H105ZM103 196V197H105ZM113 196V195H112ZM53 197V196H52ZM89 197V196H88ZM102 197V198H103ZM117 198L119 196H116ZM5 198V196H4ZM11 198V197H10ZM16 199V197H14ZM20 198V197H19ZM35 198V197H34ZM45 198V197H44ZM44 198L42 200H44ZM47 201H49L48 197H46ZM122 198V197H121ZM54 199V198H53ZM101 199V198H100ZM106 199V197L104 198ZM110 199V198H109ZM120 199V198H119ZM119 199L116 201V204H118L117 202H119ZM8 200V201H7ZM36 200V199H35ZM46 200H44L43 202H45ZM103 200V199H102ZM20 201V200H19ZM46 201V202H47ZM51 201V200H50ZM57 201V200H56ZM88 201V200H86ZM32 202H35L34 200ZM37 202V201H36ZM119 202V204H120ZM16 203V201H15ZM56 203V202H55ZM182 203V202H181ZM11 204V203H9ZM20 204V203H19ZM38 204L40 205V203L38 202ZM43 204V203H42ZM58 205V202L56 203ZM79 204V203H78ZM84 204V203H83ZM103 204V203H102ZM5 205V204H4ZM18 205V204H16ZM15 205V206H16ZM37 205V204H35ZM104 205V204H103ZM111 205V206H110ZM177 205V204H176ZM177 205V207H178ZM81 206V205H80ZM100 206V205H99ZM98 206V207H99ZM181 206V207H183ZM200 207L201 208V211H200V214L197 213L198 215H195L192 213V210L194 209V207ZM1 209H2V205L0 206ZM32 207V206H31ZM56 207V206H55ZM54 207V208H55ZM106 207V209H107ZM169 207V206H168ZM46 208V207H45ZM0 209V211H1ZM4 209V207H3ZM2 209V210H3ZM32 209V208H31ZM36 209V208H34ZM97 209H100V208H97ZM111 209V211H112ZM25 210V209H24ZM38 210V209H37ZM52 210V208H51ZM50 210V211H51ZM54 210V209H53ZM159 210V211H160ZM165 210V209H163ZM182 210V208H181ZM5 211V210H4ZM45 211V210H44ZM42 211V212H44ZM97 211V210H96ZM175 211V210H174ZM5 212H8L7 210ZM15 212V211H14ZM40 211H38L39 213ZM41 212V213H42ZM48 212V211H47ZM68 212V211H67ZM103 212V211H102ZM107 212H110V211H107ZM194 212V211H193ZM4 213V212H3ZM34 212H32L33 214ZM37 213V212H36ZM38 213L37 215H35V213L32 215V214H28L27 218L31 217L32 216V219H33V216H38ZM45 213V212H44ZM111 213V212H110ZM160 213V212H158ZM5 214V213H4ZM43 214V213H42ZM42 214H39L42 215ZM47 214V213H46ZM61 214V213H60ZM96 214V217L94 218L95 221H92L93 218ZM99 214V213H98ZM105 214V213H104ZM94 215V216H93ZM157 215V214H155ZM174 215V214H173ZM178 215V214H177ZM182 215V214H181ZM14 216V215H13ZM45 216L42 215L41 217ZM117 216V217H116ZM39 217V219L41 218ZM68 217V218H67ZM101 217V216H99ZM4 218V217H3ZM35 218V217H34ZM88 220H87V219ZM257 218H262L260 220H258ZM31 219V218H30ZM31 219V220H32ZM61 219V218H60ZM80 219H86L88 222H86V226L84 225H81L82 223V220ZM118 219V218H117ZM172 219V218H171ZM170 219V220H171ZM183 219V217H182ZM257 219V220H255ZM5 220V219H4ZM10 220V219H9ZM14 220V219H13ZM12 220V221H13ZM29 219H27V221H31ZM37 220V217L36 219H34V221ZM83 220V222H84ZM99 220V221H100ZM152 220V219H151ZM154 220V219H153ZM185 220V219H184ZM262 220V222H261ZM26 221V220H25ZM117 221V220H116ZM167 221V220H166ZM260 221V222H258ZM1 222V221H0ZM33 222V220L31 221ZM29 222V223H31ZM94 224L96 223L98 225V228L97 229V226H96V229H95V226L93 227L95 230H98L94 231L92 226H90L91 224ZM5 222H1V224ZM25 223V222H24ZM35 223V222H34ZM51 223V222H50ZM81 223V224H80ZM85 223V222H84ZM83 223V224H84ZM102 224V225H99ZM117 223V222H116ZM7 224V223H6ZM11 226H12V222L10 223ZM9 224V225H10ZM95 224V225H96ZM16 225V224H14ZM55 225V224H54ZM4 226V225H3ZM1 227L2 229L4 227ZM56 226V225H55ZM54 227L55 229L57 228ZM66 226H70L71 227V231L70 233H68L67 235H63L61 234V237H58L59 235L56 234L57 231H59L60 229H66ZM101 226H102V229H101ZM149 226V225H148ZM165 226V225H164ZM8 227V225H7ZM13 227V226H12ZM12 227H10V231L9 230V227H8V230L6 231L8 233V235L10 236L9 232H12ZM17 227V225H16ZM169 227V226H168ZM15 228V226H14ZM68 230H70L69 227H67ZM79 228H83V231H81ZM171 228V227H170ZM5 229V228H4ZM12 229V230H11ZM130 229V230H128ZM144 229V228H143ZM17 234H18V229L16 230V228L14 229ZM123 230V231H122ZM135 230V231H134ZM163 230V229H162ZM188 231L187 235L186 232ZM2 231V230H1ZM0 231V232H1ZM4 231V230H3ZM121 231L123 234H121ZM145 231V230H144ZM66 232V231H65ZM127 232V233H128ZM168 232V231H166ZM165 232V233H166ZM2 233V232H1ZM4 233V232H3ZM14 235L12 237V233H11V236L10 237H3V241H1L0 243V264H17L18 263V257L16 256L15 253L13 252H10L8 253V251L10 250V246L12 245L13 243V239L16 238L14 237L16 234L15 232L13 231ZM20 233V232H19ZM137 233V232H136ZM142 234V232H140ZM145 233V232H144ZM150 233V232H149ZM46 234V235H45ZM138 234H139V231H138ZM139 234V235H141ZM164 234V233H163ZM122 235V237H121ZM167 235V234H166ZM170 235V232L169 234ZM167 235V236H168ZM18 236V235H16ZM152 236V235H151ZM31 237V236H30ZM41 237V235H40ZM149 237V236H148ZM163 237V236H162ZM1 238V237H0ZM13 238V239H12ZM24 239V238H23ZM36 239V238H35ZM38 239V238H37ZM44 239V238H43ZM145 239V238H144ZM173 239V238H172ZM12 240V242H11ZM131 240V239H130ZM15 241V240H14ZM45 241V240H44ZM51 242V243H52ZM133 242V241H132ZM23 243V242H22ZM26 243V242H25ZM47 243V244H48ZM139 243V242H138ZM87 244V245H86ZM90 246V247H89ZM92 246V247H91ZM138 246V245H137ZM88 247V248H87ZM94 248V249H93ZM189 248V251L187 250ZM14 249V247L12 248V250ZM29 249V248H28ZM8 250V251H7ZM10 250V251H12ZM66 250V249H65ZM186 250L188 251L187 253L188 254H184L186 252ZM59 251V250H58ZM122 251L121 254H119L120 252ZM62 252V251H61ZM119 252V253H118ZM125 252V253H124ZM138 252V251H137ZM136 252V253H137ZM124 253V254H123ZM63 254V253H62ZM139 254V253H137ZM184 254V255H183ZM191 254V255H192ZM132 255V256H133ZM41 256H37L36 255V258L37 257H40ZM64 256V255H63ZM138 257V255H136ZM135 256V257H136ZM182 256V257H181ZM56 257V255H55ZM131 257V256H130ZM190 258V257H189ZM188 258V259H189ZM38 259V262L37 264H43V262L45 261H42L43 258H41L39 260ZM36 259V260H37ZM44 259H47L46 257ZM27 260V259H26ZM185 260V261H183ZM42 261V262H41ZM67 261V262H65ZM74 261V260H72ZM132 261V259H131ZM188 261V260H187ZM186 261V262H187ZM36 262V261H34ZM71 262V261H70ZM20 263V261H19ZM52 263V262H51ZM87 263V264H89ZM123 263V264H124ZM130 263V262H129ZM194 263V262H191V264ZM69 264V262H68ZM132 264V263H130ZM134 264V263H133Z\"/></svg>",
  "mask_w": 264,
  "mask_h": 264
}]
</instances>
